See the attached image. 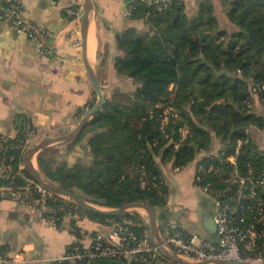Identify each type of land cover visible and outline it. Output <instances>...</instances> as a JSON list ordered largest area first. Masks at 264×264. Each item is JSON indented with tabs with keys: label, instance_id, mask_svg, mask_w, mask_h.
Segmentation results:
<instances>
[{
	"label": "trees",
	"instance_id": "trees-1",
	"mask_svg": "<svg viewBox=\"0 0 264 264\" xmlns=\"http://www.w3.org/2000/svg\"><path fill=\"white\" fill-rule=\"evenodd\" d=\"M221 6L234 30L219 26L211 0H199L193 14L186 12L180 0L133 1L127 18L143 22L146 30L139 32L129 27L118 36L120 53L113 60V69L117 76L128 78L134 89L111 91L99 114L74 140L64 143L67 153L84 146L88 160L71 164L64 159L56 161L55 154L46 148L36 156L38 170L65 191L100 207L150 204L156 213L158 231L163 233L171 219L169 188L162 168L169 165L174 170L184 169L199 154L210 153L215 139L223 147L218 153L229 154L247 138L245 130L264 128V113L253 109L254 99L264 109V0H221ZM92 106L93 102L88 110ZM4 145L0 166L4 163L15 173L23 165L27 134L20 131L15 138H6ZM237 160L242 172L252 162L247 156ZM21 173L22 177L12 180L0 179V186H24L31 179L24 169ZM212 177L202 176L200 183L211 182ZM49 204L55 209L70 206L54 196ZM72 209L79 220L87 218L108 227L129 223L134 234L148 233L137 211L103 217ZM75 222L70 221L68 226L79 241L84 233ZM56 227L60 229L61 223ZM72 248L71 244L66 253H71ZM158 261L173 264L161 254H141L131 262L96 258L48 264Z\"/></svg>",
	"mask_w": 264,
	"mask_h": 264
},
{
	"label": "crops",
	"instance_id": "crops-1",
	"mask_svg": "<svg viewBox=\"0 0 264 264\" xmlns=\"http://www.w3.org/2000/svg\"><path fill=\"white\" fill-rule=\"evenodd\" d=\"M133 1L90 0L92 12L86 26V53L96 67L104 99L115 88L134 89L128 78L117 76L113 69V60L120 53L118 36L129 27L139 32L146 30L143 22H131L127 18V7ZM180 1L188 14L194 13L199 2ZM211 3L219 26L234 30L225 19L221 0H211ZM71 5L83 6V3L82 0H21L23 15L43 29V42L54 48L51 56L40 54L26 35L16 32L7 22H0V135L10 140L20 131L35 144L44 138L67 133L82 117L78 112L86 111L90 103L95 102L96 96L82 60L79 21L69 20L64 15ZM216 10L222 12L221 19ZM77 42H80L79 47L75 46ZM122 83L126 85L123 87ZM253 109L258 114L264 113L257 99H254ZM19 118H23L20 126ZM250 137L257 147H264L263 134L251 132ZM222 148L215 139L207 154L218 153ZM62 155H66L62 159L70 164L89 159L84 146L70 153L65 150ZM183 170H174L169 165L162 168L169 188L170 219L184 230L211 240L216 236L213 205L193 188L191 171ZM175 183L184 187L186 196L173 191ZM75 225L84 233L79 240L84 245L93 235L106 234L109 230L108 226L87 218L76 221ZM75 241L68 224L56 230L31 217L26 207L10 199H0V250L22 260L23 264H48L60 259ZM156 264L167 263L158 261Z\"/></svg>",
	"mask_w": 264,
	"mask_h": 264
},
{
	"label": "built area",
	"instance_id": "built-area-1",
	"mask_svg": "<svg viewBox=\"0 0 264 264\" xmlns=\"http://www.w3.org/2000/svg\"><path fill=\"white\" fill-rule=\"evenodd\" d=\"M168 1L162 0L163 3ZM130 7L131 4L127 7V16ZM82 8V5H76L75 8H66L64 12L71 20L78 22ZM0 22H7L16 32L26 35L40 54L54 55V48L43 42V29L23 15L21 0H0ZM79 45L80 42L75 43V46ZM250 92L253 93L254 88ZM251 132L264 135V128L245 130L247 138L239 141L229 154H205L196 158L193 183L211 200L216 236L212 241L206 240L170 221L159 235L181 259L264 264V147H257L253 143ZM5 143L6 138L0 136V153L4 151ZM242 156L252 161L246 165L245 172L240 170L237 160ZM261 162L262 165L259 164ZM23 169V165H20L14 173L12 167L3 163L0 166V179L7 181L15 176L22 177ZM210 175L214 176L211 182L200 183L202 176ZM3 195H8L11 201L26 207L31 217L46 222L56 230L58 223L64 226L70 221L79 220L71 205L52 208L49 201H52L53 196L32 180H26L24 186L17 188L0 186V196ZM59 213L61 217H58ZM129 227V223H113L106 234L91 237L85 245L76 240L72 244L71 253L57 260L73 263L83 259L122 258L131 262L141 254L152 257L160 254L151 243L148 233L138 236ZM0 264H23V261L0 250Z\"/></svg>",
	"mask_w": 264,
	"mask_h": 264
},
{
	"label": "water",
	"instance_id": "water-1",
	"mask_svg": "<svg viewBox=\"0 0 264 264\" xmlns=\"http://www.w3.org/2000/svg\"><path fill=\"white\" fill-rule=\"evenodd\" d=\"M83 3V12L79 20V34H80V41H81V52H82V60L84 67L86 69L90 85L94 91L96 96L95 102L90 110L85 112L82 117L77 122L76 126L67 133L62 135L54 136V137H47L40 140L38 143L28 147L23 153V168L27 172L30 179L39 185V187L43 188L47 193L51 194L52 196L60 199L63 202L68 203L69 205L86 212H90L96 215H100L103 217H111V216H118L124 212H130V210H143L147 216V226H148V236L151 243L158 249L159 253L170 261L173 264H246L242 262H228V261H212V262H200V261H187L181 259L174 250L166 243L163 242L159 235L158 227H157V220H156V213L154 208L148 203H127L118 208H107V207H100L91 203L84 201L83 199L79 198L78 196L65 191L64 189L60 188L55 183L51 182L47 179L37 168L36 161L34 160L35 155L54 144L58 143H67L69 141L74 140L82 131L83 127L91 120L93 117L99 114L103 103L104 97H102V93L100 90L96 67L94 63H91L88 60L87 53H86V26L90 14L92 12V4L90 0H82ZM18 126L21 125L23 118H19Z\"/></svg>",
	"mask_w": 264,
	"mask_h": 264
},
{
	"label": "rangeland",
	"instance_id": "rangeland-1",
	"mask_svg": "<svg viewBox=\"0 0 264 264\" xmlns=\"http://www.w3.org/2000/svg\"><path fill=\"white\" fill-rule=\"evenodd\" d=\"M216 13L219 15V17H220V19L222 18V15H220L221 13H219V10H216ZM124 85H126L125 83L123 84L122 83V86L124 87ZM124 91L125 90H127L126 89V87H125V89H123ZM35 144V142L33 141L32 142V140L31 139H29V141H28V147H31L32 145H34ZM64 143H58V144H54V145H52V146H49V147H47L48 149H51V155L53 154H55V160L56 161H59V160H61L62 159V157L63 158H65L66 157V155L64 156V155H62L63 153H64V151H65V148H64ZM46 149V148H45ZM42 151V150H41ZM41 151H39L38 153H40ZM37 153V154H38ZM37 154L35 155V158H34V160L36 161V156H37ZM205 154H207V153H204V154H199L197 157H199V156H202V155H205ZM67 160H71L70 158H69V156L67 157ZM195 162L196 161H194V162H192V163H190L188 166H186L185 168H184V170L183 171H185V172H190L191 171V179H193V177H192V171H193V167H194V165H195ZM194 184V183H193ZM192 184V186H193V188L196 190V192H197V194L198 195H200L202 198H205L203 195H202V193H201V191H199V189H197V186L196 185H193ZM196 186V187H195ZM184 187H182L181 186V184H178V183H175L174 184V187H173V191L175 192V193H177V192H181V194L180 195H182L183 197L184 196H186L185 194H184ZM180 189H181V191H180ZM183 190V191H182ZM195 196V195H194ZM195 199V198H194ZM208 201L210 202V204H211V200L210 199H208ZM131 212L132 211H137L142 217H143V219L145 220V222H146V224H147V216H146V214H145V212L143 211V210H130ZM187 225H188V223H187ZM201 238H203V236H201Z\"/></svg>",
	"mask_w": 264,
	"mask_h": 264
}]
</instances>
